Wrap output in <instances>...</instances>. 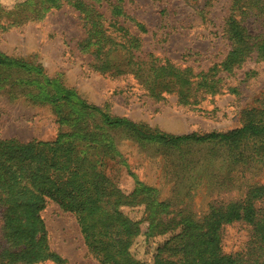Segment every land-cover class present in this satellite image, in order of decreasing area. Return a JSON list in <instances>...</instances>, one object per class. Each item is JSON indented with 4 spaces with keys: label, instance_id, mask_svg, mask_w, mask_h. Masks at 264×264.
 Returning a JSON list of instances; mask_svg holds the SVG:
<instances>
[{
    "label": "rangeland",
    "instance_id": "rangeland-1",
    "mask_svg": "<svg viewBox=\"0 0 264 264\" xmlns=\"http://www.w3.org/2000/svg\"><path fill=\"white\" fill-rule=\"evenodd\" d=\"M25 1L0 0V7L11 9ZM123 8L145 30L139 31L130 21H118L138 37L142 55L192 74L220 64L230 51L232 43L224 30L231 15L257 41L264 40V0H123ZM103 10L108 18L107 9ZM84 36L78 13L69 7L0 32V55L28 68L0 67L1 140L54 141L65 132L60 118L76 112L71 103L75 99L112 118L171 136L230 132L244 123L248 112L264 110V57L255 53L239 68L218 75L222 85L218 94L206 96L196 106H182L175 92L162 93V99L155 101L130 76L114 78L93 71L90 56L78 47ZM47 81L75 97L70 102L44 101L51 87ZM106 133L120 156L112 168L116 187L125 196L136 183L147 187L155 201L166 205L162 217L166 214L168 219L182 211L200 218L210 204L242 201L249 189L264 185V144L254 147L245 140L232 153L215 143L139 144L122 129ZM119 210L131 222L145 216L143 204ZM40 218L50 251L65 264H100L74 216L49 202ZM175 235L176 231L158 237L140 235L132 240L130 257L145 264H152L158 255L175 260ZM250 236V228L243 223L225 226L223 252H242ZM4 247L0 210V251Z\"/></svg>",
    "mask_w": 264,
    "mask_h": 264
},
{
    "label": "trees",
    "instance_id": "trees-1",
    "mask_svg": "<svg viewBox=\"0 0 264 264\" xmlns=\"http://www.w3.org/2000/svg\"><path fill=\"white\" fill-rule=\"evenodd\" d=\"M63 7L79 15L85 36L78 47L90 56V68L109 77H132L155 101L162 99V93L175 92L180 105L196 106L206 96L219 93L220 73L239 68L254 53L264 57V40L257 41L231 15L224 31L232 47L220 64L198 74L160 64L152 56L142 55L138 37L118 24L120 19L130 21L145 31L125 13L123 0H28L11 9L0 7V32ZM1 66L28 71L22 62L0 55ZM47 83L51 87L44 101L54 104L75 97L72 91ZM229 91L236 93L235 89ZM71 103L76 112L60 118L58 123L60 128L65 126V132L54 141L0 139V210L5 241L0 264H65L50 251L40 218L49 202L75 217L85 244L100 264H145L130 257L132 240L175 231L172 250L176 259L158 255L152 264H264V185L249 189L242 201L210 204L200 218L182 211L168 219L166 214L162 217L166 205L155 201L147 187L136 183L128 196L116 187L112 168L120 156L106 133L107 129H122L139 144L176 147L215 143L233 153L245 140L254 147L264 144V110L248 112L244 123L230 132L171 136L112 118L78 99ZM142 204L145 216L139 222H131L119 210ZM237 223L250 228V240L242 252L226 254L222 230Z\"/></svg>",
    "mask_w": 264,
    "mask_h": 264
}]
</instances>
